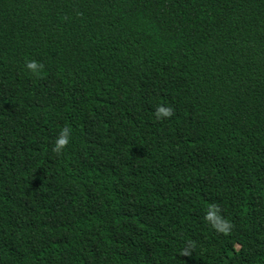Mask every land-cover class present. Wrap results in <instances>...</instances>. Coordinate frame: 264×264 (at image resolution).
Wrapping results in <instances>:
<instances>
[{
  "label": "trees",
  "instance_id": "1",
  "mask_svg": "<svg viewBox=\"0 0 264 264\" xmlns=\"http://www.w3.org/2000/svg\"><path fill=\"white\" fill-rule=\"evenodd\" d=\"M0 264H264V0H0Z\"/></svg>",
  "mask_w": 264,
  "mask_h": 264
},
{
  "label": "clouds",
  "instance_id": "2",
  "mask_svg": "<svg viewBox=\"0 0 264 264\" xmlns=\"http://www.w3.org/2000/svg\"><path fill=\"white\" fill-rule=\"evenodd\" d=\"M27 67L29 69H32L33 71H35L38 66H37V64L34 61H32V62H29L27 64ZM156 114H157V117H159L161 115L166 117V116L171 115V109L161 106V107H158L157 108ZM67 142H68V136H67V134L66 133L61 134L59 136V138L57 139V141H56V147H57V149L62 148ZM208 219H214V213L209 212Z\"/></svg>",
  "mask_w": 264,
  "mask_h": 264
}]
</instances>
